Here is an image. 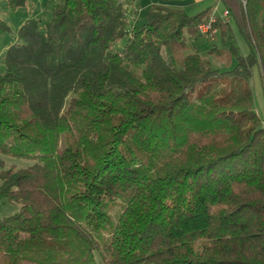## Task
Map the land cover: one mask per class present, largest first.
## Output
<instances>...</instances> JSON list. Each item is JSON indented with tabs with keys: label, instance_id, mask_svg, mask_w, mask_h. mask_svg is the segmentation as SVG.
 I'll list each match as a JSON object with an SVG mask.
<instances>
[{
	"label": "trees",
	"instance_id": "16d2710c",
	"mask_svg": "<svg viewBox=\"0 0 264 264\" xmlns=\"http://www.w3.org/2000/svg\"><path fill=\"white\" fill-rule=\"evenodd\" d=\"M124 1L58 0L4 51L0 154L28 163L0 157V264H264V0Z\"/></svg>",
	"mask_w": 264,
	"mask_h": 264
},
{
	"label": "rangeland",
	"instance_id": "374dc122",
	"mask_svg": "<svg viewBox=\"0 0 264 264\" xmlns=\"http://www.w3.org/2000/svg\"><path fill=\"white\" fill-rule=\"evenodd\" d=\"M58 0H28L27 4L23 7L18 8L15 11H11L9 7L7 6V3L5 0H0V17L6 21L7 25L10 26V28L13 30V32H5L0 31V72H3L5 70V63H4V51H6L7 47L12 44L15 38L14 33L18 30L20 27V24H22L26 19L30 17H35L41 20V24H44L48 21H50L53 17V12L57 5ZM125 6L127 11V17L130 23L137 25V24H143L147 20V7L148 1L147 0H125ZM220 6V12L224 13V9L226 8L224 3L222 1L218 2ZM145 7L143 11L140 10V8ZM141 11V12H140ZM193 13V12H191ZM238 43H240L242 50L246 53L248 51V47L245 42H243V38L238 33ZM127 39L124 38L122 41H120L116 48H121L124 46V43H126ZM213 42H217V39L213 40L212 37H209V40L206 37H200L198 39V42L190 41V46L196 47V49H199L202 54H207L208 46H213ZM197 44V45H196ZM198 46V47H197ZM193 47L192 49H195ZM209 57V56H208ZM212 60V64L214 67L218 68H224L225 65L223 62L217 60L216 58L210 56ZM253 82V95L255 99V108L259 115L262 117V121H264V76L259 68L254 69V75L253 79L251 80ZM1 158H4L7 162V165L9 164H15L19 167L27 165L28 162L24 160H18L11 157H3L0 154ZM19 209V206L15 203H10L8 201L6 202H0V218L10 215L12 213H15ZM116 212V211H115ZM114 216V215H113Z\"/></svg>",
	"mask_w": 264,
	"mask_h": 264
},
{
	"label": "crops",
	"instance_id": "0c3cea01",
	"mask_svg": "<svg viewBox=\"0 0 264 264\" xmlns=\"http://www.w3.org/2000/svg\"><path fill=\"white\" fill-rule=\"evenodd\" d=\"M6 1V0H5ZM148 1V5H146L145 7H147V10L149 11L150 9V5L152 4H159V2L154 1V0H147ZM176 2V5L178 6H182V8H184L186 11L188 12H193V13H197L198 11H201L209 6H215L217 13L219 15H221V17L225 14L221 13L220 10V6L219 4H217L218 2H220V0H179V1H174ZM178 3V4H177ZM145 7L140 8L141 11L144 10ZM226 10V8L224 9V11ZM140 11V12H141ZM147 11V12H148Z\"/></svg>",
	"mask_w": 264,
	"mask_h": 264
},
{
	"label": "built area",
	"instance_id": "2783aa9c",
	"mask_svg": "<svg viewBox=\"0 0 264 264\" xmlns=\"http://www.w3.org/2000/svg\"><path fill=\"white\" fill-rule=\"evenodd\" d=\"M228 11H225L224 15H227ZM214 20V19H212ZM207 30H209V24L208 23H204L200 26V31L206 32Z\"/></svg>",
	"mask_w": 264,
	"mask_h": 264
}]
</instances>
